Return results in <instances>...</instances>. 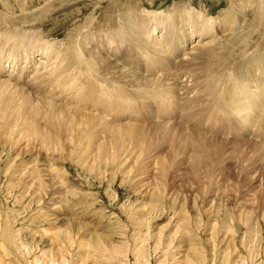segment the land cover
Returning a JSON list of instances; mask_svg holds the SVG:
<instances>
[{"label":"bare ground","instance_id":"obj_1","mask_svg":"<svg viewBox=\"0 0 264 264\" xmlns=\"http://www.w3.org/2000/svg\"><path fill=\"white\" fill-rule=\"evenodd\" d=\"M229 4L224 12H220L221 18L217 22L223 31L232 30L233 40L246 27L249 8L254 10L253 19L259 21V24L254 21L251 34L264 22V0H229ZM125 6L115 7L122 11L115 12V17H105L106 14L100 13L98 18L104 21L103 24L93 19V10L89 11L77 29L90 19L92 22L88 28L82 30L76 39L58 43L41 40L44 32L35 28L28 33L20 32L25 30V23L17 24L19 20L15 23L6 13L0 14V21L2 17L3 20L9 18L6 26L0 28V135L9 149L34 140L41 150L52 156L66 150L69 157L74 155L78 159L75 165L88 174L104 178L112 170L119 173L129 168L125 172L129 174L149 160L154 146L143 145L150 142L148 137L154 131L161 132V140L167 143L173 158L179 156L176 149L180 147L179 150L185 154L186 143L192 145L188 146L189 151L192 149L190 154L189 151L186 153L188 159L183 161L189 160L188 169L204 191L215 184L214 171L218 167L223 169V166H212V169L216 168L211 172V163L216 165L213 162L217 159L214 158L216 152L205 143L223 141L221 143L226 142L227 145L228 140L199 133L201 127L197 123L203 121L204 125L212 120L228 126L234 125L236 120H244L234 134L239 139H246L243 144L250 156L264 169V57L256 54L260 46L249 51L247 39L241 40L244 62L239 69L240 65L230 59L234 50L229 46V40H217L214 32L216 21L201 9L192 8L194 5H174L172 9L185 7L192 11L168 15L171 13L166 10L163 11L166 14L159 16L147 11L145 6ZM76 11L77 14L83 13L84 8ZM25 14L20 16V21ZM229 22L231 27L225 25ZM20 40L26 46H20ZM92 41L94 46L88 47ZM5 47L7 50L3 52ZM169 55L176 60L175 63L170 61ZM255 57L257 60L252 62ZM30 61L31 69L27 72L22 66ZM5 63H8L5 67L15 74L13 79L19 78L23 71L27 73V79L23 83L9 80L2 72L1 64ZM139 64L144 66L146 75H138ZM236 64L238 66L233 68ZM250 67L256 70L255 74L249 71ZM156 70L159 74L153 73ZM201 77H204L203 81ZM228 81L230 84H226ZM257 82L261 83L259 87L253 85ZM27 86L32 94L26 92ZM218 86H222L221 89ZM136 98L141 101H135ZM12 104L17 105L13 113ZM174 118L178 120L152 121ZM252 119H256L254 125L257 128L250 139L245 129ZM26 120H31V123ZM145 122H149L147 127L143 125ZM184 126L186 130H183ZM152 129L156 130L152 132ZM134 142L139 143L138 153L132 145ZM157 147L155 170L160 167L159 170L166 172L171 166L169 154L163 156L165 151L158 153L160 146ZM243 169L235 170L241 174L245 171ZM23 172L22 175H27L30 170ZM215 172L219 173L218 170ZM5 219L0 213V243L8 249L11 233ZM72 235L61 229L57 237L61 236L60 242L70 246L73 244ZM118 245L113 249L115 252L126 247L122 243ZM122 254L125 253H120V256ZM8 257H14L12 250L1 254L0 262L4 260L1 264H5ZM62 259L65 258L60 259L61 263ZM222 262L227 264L228 258Z\"/></svg>","mask_w":264,"mask_h":264},{"label":"rangeland","instance_id":"obj_2","mask_svg":"<svg viewBox=\"0 0 264 264\" xmlns=\"http://www.w3.org/2000/svg\"><path fill=\"white\" fill-rule=\"evenodd\" d=\"M114 1L122 7L145 6L147 11L158 16L166 14L163 12L166 10L171 13L168 15L192 11L185 7L172 9L174 5L191 4L196 7L195 10L201 9L215 19L221 17V13L230 6L229 0H140V4L138 0H0V14L6 13L15 23L19 20L17 24L25 23L29 31L35 28L36 31L44 32L42 39L58 36L47 39L58 43L76 39L82 30L88 28L92 22L90 19L81 29H77L91 10L95 11L97 17L93 19L99 20L101 24L104 21L98 18L100 13L113 14L111 17L116 16L115 12L121 13V9L112 7ZM81 8H84L83 13L77 14L76 10ZM248 10V22L240 33L243 34L241 40L247 39L249 51L257 46L263 49L264 22L251 34V27L254 28L256 20L253 19L254 10ZM23 14L26 16L20 21ZM80 15L81 18L74 20ZM2 18L1 21L8 23L9 18ZM230 24L225 25L231 27ZM255 24H259V21ZM18 43L26 46L23 40ZM94 43L92 41L88 47L94 46ZM242 49L243 45L238 44L234 50L239 53ZM6 50L5 47L3 52ZM226 52L229 53L228 49ZM261 56L264 57V54ZM237 57L239 59H233V62H237L241 69L244 62L242 54ZM169 58L172 63L176 62L170 55ZM138 71V75H146L144 66L140 64ZM249 71L256 73L251 67ZM153 73L159 74L157 70ZM25 90L32 94L29 86ZM135 101L141 100L136 98ZM11 106L13 113L17 105ZM173 120L178 119H152ZM26 121L31 123V120ZM202 122L199 121L197 126H203ZM243 124L244 120H236L235 129H240ZM185 126L183 130H186ZM161 136V132L154 131L148 137L147 141L150 142L144 143L143 147L154 146V152L150 151L151 158L139 168L132 169L129 174L125 173L129 168L119 173L112 170L100 178L75 165L78 159L74 155L69 157L66 150H60L52 156L41 150L39 143L34 140H30V144L22 142L10 150L0 135V213L6 218L11 233L8 249L0 243V257L4 251L12 250L14 257H8L6 263L224 264L222 261L228 258L227 264H264V169L250 156L247 146L243 144L246 139L228 141L227 145L226 142L222 144L223 141L205 143L216 152L214 158L217 159L213 161L216 165L211 163V169L212 166H223V169L220 167L219 170L218 167L216 170L219 173L226 171L225 174H219L215 172L216 167L212 169V173L215 170L216 177L213 174V178L217 183L204 192L188 169L189 160L183 161L188 159L192 150L189 151V147L192 145L186 143L188 154L179 150L181 148L178 145L175 152L179 156L173 158V153L168 150ZM215 136L225 139L221 134ZM247 137L252 139L251 134ZM236 144L237 148L234 149ZM132 145L138 153L139 143L134 142ZM157 146H160L158 153L164 150L165 153L160 152L164 153L163 156L169 154L171 166L166 169L167 173L159 170L160 167L155 170ZM235 169L245 171L240 174ZM25 170L30 172L22 175ZM61 229L73 234L72 245L60 242L62 237L57 235ZM95 241H99V248ZM118 243L126 247L115 252L113 249L119 246ZM120 253L125 254L120 256ZM61 258H65L62 259L63 263Z\"/></svg>","mask_w":264,"mask_h":264}]
</instances>
